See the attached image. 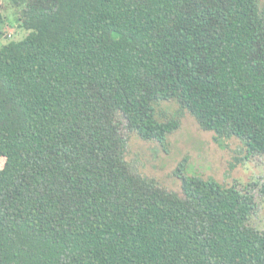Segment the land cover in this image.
I'll return each instance as SVG.
<instances>
[{
    "label": "trees",
    "instance_id": "obj_1",
    "mask_svg": "<svg viewBox=\"0 0 264 264\" xmlns=\"http://www.w3.org/2000/svg\"><path fill=\"white\" fill-rule=\"evenodd\" d=\"M12 2L0 264H264L250 189L178 170L168 190L131 170L122 132L164 144L189 114L264 153L262 1Z\"/></svg>",
    "mask_w": 264,
    "mask_h": 264
},
{
    "label": "rangeland",
    "instance_id": "obj_2",
    "mask_svg": "<svg viewBox=\"0 0 264 264\" xmlns=\"http://www.w3.org/2000/svg\"><path fill=\"white\" fill-rule=\"evenodd\" d=\"M262 6L264 8V0ZM6 16L4 33L0 34V46L19 33L16 7L12 0H0ZM122 132L128 136L127 160L131 170L154 179L168 190L181 192V178L178 172L213 177L225 185L237 183L240 188L250 189L257 202V208L250 223L264 229V153L249 154L238 139L227 140L222 147L214 140V132L200 128L196 120L186 114L180 128L172 133L164 144L146 141L137 134H130L123 124ZM182 169H179L182 165ZM184 167L186 169H184Z\"/></svg>",
    "mask_w": 264,
    "mask_h": 264
}]
</instances>
